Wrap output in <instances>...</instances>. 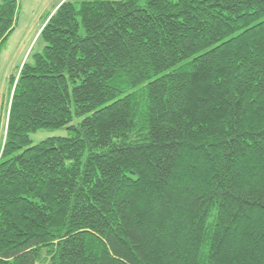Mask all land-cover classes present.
<instances>
[{"label": "trees", "instance_id": "obj_1", "mask_svg": "<svg viewBox=\"0 0 264 264\" xmlns=\"http://www.w3.org/2000/svg\"><path fill=\"white\" fill-rule=\"evenodd\" d=\"M18 12L0 0V57ZM38 41L9 83L0 264H264V0H67Z\"/></svg>", "mask_w": 264, "mask_h": 264}, {"label": "rangeland", "instance_id": "obj_2", "mask_svg": "<svg viewBox=\"0 0 264 264\" xmlns=\"http://www.w3.org/2000/svg\"><path fill=\"white\" fill-rule=\"evenodd\" d=\"M67 0H17L19 12L15 31L5 44L0 57V143L5 134L10 101V78L18 74L19 67L28 61L31 51L38 52L42 41L39 32L56 7ZM77 1V0H72ZM79 121H76V123ZM67 137V130H42L31 135L33 145L52 137Z\"/></svg>", "mask_w": 264, "mask_h": 264}]
</instances>
